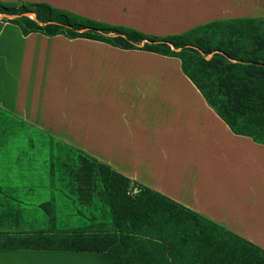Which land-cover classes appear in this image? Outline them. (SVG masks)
Wrapping results in <instances>:
<instances>
[{
  "label": "crops",
  "instance_id": "obj_1",
  "mask_svg": "<svg viewBox=\"0 0 264 264\" xmlns=\"http://www.w3.org/2000/svg\"><path fill=\"white\" fill-rule=\"evenodd\" d=\"M59 2L0 0L138 31H166L165 15H185L172 21L178 35L166 37L204 23L264 18L260 0ZM188 15L202 16L201 23ZM80 155L264 250V145L231 132L178 58L61 35L23 36L1 17L0 225L41 222V208H49L50 223H66L78 215L68 206H78L92 212L84 228H108L106 211L90 207L100 195L85 203L76 178ZM0 264L114 263L108 252L8 249L0 238Z\"/></svg>",
  "mask_w": 264,
  "mask_h": 264
},
{
  "label": "trees",
  "instance_id": "obj_2",
  "mask_svg": "<svg viewBox=\"0 0 264 264\" xmlns=\"http://www.w3.org/2000/svg\"><path fill=\"white\" fill-rule=\"evenodd\" d=\"M0 15L23 36L61 35L178 58L182 72L231 132L264 145V18L155 38L46 4L0 3ZM78 165L85 203L100 195L90 207H108L110 228L0 233L6 248L108 252L114 264H264L263 249L196 213L148 189L137 188L131 195L129 180L108 166L85 155L78 157Z\"/></svg>",
  "mask_w": 264,
  "mask_h": 264
},
{
  "label": "rangeland",
  "instance_id": "obj_3",
  "mask_svg": "<svg viewBox=\"0 0 264 264\" xmlns=\"http://www.w3.org/2000/svg\"><path fill=\"white\" fill-rule=\"evenodd\" d=\"M64 3L65 5H71L69 0H67V3H65L64 0H60L59 4L60 3ZM261 3H264V0H260ZM260 3V10L263 11L264 9V6H262ZM185 11H187V9H184ZM232 10V9H231ZM177 14V13H176ZM171 14V15H165L164 16V20L166 19L165 22H161V24H164L163 27L166 28V31L163 30L162 31H154L153 29H142L140 31L134 29V28H138V27H127V26H124V27H121L123 29H127V30H134V31H137L145 36H148V37H155V38H163L166 36H169V35H178V34H174L176 31H179L177 30L178 27H179V24H175V23H172L173 19L176 20V19H180L181 18H185L186 16L183 15V14ZM30 18H33V16L31 15H28ZM75 16V15H73ZM189 16V15H188ZM231 16H236L234 14H231ZM248 16H253V15H245V16H242V17H248ZM2 16L0 15V18ZM77 18L79 19H82V20H86V21H92V20H87L85 18H82V17H78L76 16ZM202 16H197V15H191L189 16V18H191V21L194 20V19H198V22L201 23V21H199V19H201ZM258 18L257 19H261L263 16L262 15H259L257 16ZM261 17V18H259ZM234 20V19H233ZM233 20H228V22L230 21H233ZM93 22V21H92ZM97 23V22H96ZM98 24H101V25H107V26H111V27H119V26H113V25H108V24H105V23H98ZM139 25V27L143 25V22H138L137 23ZM160 24V25H161ZM203 24V22H202ZM211 23H204L203 25H198L199 27L195 28L194 30H200L208 25H210ZM149 26H152L151 24H149ZM182 26H184L182 24ZM146 27V26H144ZM192 30V31H194ZM209 30H206V32H208ZM190 32V31H189ZM7 125H11L10 122L7 123ZM13 131H16L17 133V127H14V126H11ZM22 132V131H21ZM80 177H82V175H80ZM71 208V211L73 210H78L77 211V216L74 215V216H71L70 218L73 220V221H68L66 223H59V224H53V223H50L49 222V219L50 217L46 216V211L49 210V208H41V209H38L37 210V214H36V218L37 220H41V222H36V223H29V224H25V225H19L22 229H13L12 228V225L11 224H3V225H0V233H5V232H9V233H16V232H23V233H28V232H31V231H52V232H59V231H63L67 228H70V229H82L84 228V226L87 224V222L84 221V219L82 218H85V219H88L89 216H86L87 214H91L92 212L89 210V208H85L84 211H82V207H78V206H68ZM96 207L98 208V211H106V216L104 218H106V221H107V226L108 228L111 226V217H110V214H109V210H108V207H106V205L104 203H101L99 206H95L94 208L96 209ZM69 208V209H70ZM80 210V211H79ZM61 218H66V217H61ZM42 220H46L47 222H42Z\"/></svg>",
  "mask_w": 264,
  "mask_h": 264
},
{
  "label": "built area",
  "instance_id": "obj_4",
  "mask_svg": "<svg viewBox=\"0 0 264 264\" xmlns=\"http://www.w3.org/2000/svg\"><path fill=\"white\" fill-rule=\"evenodd\" d=\"M129 193H130L131 195H134V194L136 193V188L131 187V188L129 189Z\"/></svg>",
  "mask_w": 264,
  "mask_h": 264
}]
</instances>
